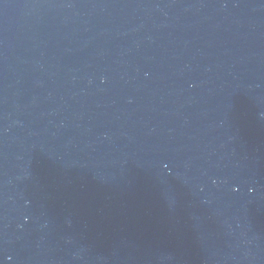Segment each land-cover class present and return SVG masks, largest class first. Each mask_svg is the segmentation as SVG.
<instances>
[{
	"label": "water",
	"instance_id": "1",
	"mask_svg": "<svg viewBox=\"0 0 264 264\" xmlns=\"http://www.w3.org/2000/svg\"><path fill=\"white\" fill-rule=\"evenodd\" d=\"M0 264H264V0H0Z\"/></svg>",
	"mask_w": 264,
	"mask_h": 264
}]
</instances>
